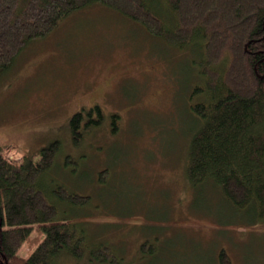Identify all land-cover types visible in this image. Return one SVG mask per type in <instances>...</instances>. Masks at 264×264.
I'll use <instances>...</instances> for the list:
<instances>
[{
  "label": "rangeland",
  "instance_id": "374dc122",
  "mask_svg": "<svg viewBox=\"0 0 264 264\" xmlns=\"http://www.w3.org/2000/svg\"><path fill=\"white\" fill-rule=\"evenodd\" d=\"M87 5L23 45L0 75L1 148L35 161L59 139L60 160L63 153L80 158L79 173L64 178L82 185L76 188L88 201L71 216L113 256L89 262L84 249L58 264H215L219 249L232 264H264V222L234 212L211 184L195 193L185 177L195 126L188 105L197 98L188 55L119 10ZM93 103L104 126L74 145L68 119Z\"/></svg>",
  "mask_w": 264,
  "mask_h": 264
},
{
  "label": "trees",
  "instance_id": "16d2710c",
  "mask_svg": "<svg viewBox=\"0 0 264 264\" xmlns=\"http://www.w3.org/2000/svg\"><path fill=\"white\" fill-rule=\"evenodd\" d=\"M95 1L188 55L197 98L188 105L195 126L185 177L195 193L211 184L234 212L264 222V0H0V75L23 45ZM104 116L96 103L81 105L68 119L72 144L101 129ZM118 116L109 113L108 132ZM62 151L60 140H51L37 160L17 161L0 146V264H58L61 255L79 257L84 249L89 262L113 257L71 216L88 200L64 178L79 173L80 158L63 153L60 160ZM218 251L215 264H232Z\"/></svg>",
  "mask_w": 264,
  "mask_h": 264
}]
</instances>
